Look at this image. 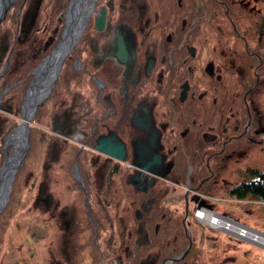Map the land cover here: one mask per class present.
I'll return each instance as SVG.
<instances>
[{
    "label": "flooded vegetation",
    "instance_id": "af4514ba",
    "mask_svg": "<svg viewBox=\"0 0 264 264\" xmlns=\"http://www.w3.org/2000/svg\"><path fill=\"white\" fill-rule=\"evenodd\" d=\"M78 9L83 28L27 122V148L26 91L22 120L8 134L20 124L25 154L16 174L24 176L22 188L45 224L37 235L43 264H54L50 249L74 234L63 233L69 222H89L94 238L96 222H104L100 239L118 238L113 264H122L130 242L137 250L155 235L156 225L147 230L146 222H157L164 211L175 216L181 203L185 210L201 208L204 197L214 200L203 183L226 179L221 163L247 155L249 141H264L255 75L261 69L264 77V25L249 44L251 31L238 32L232 18L245 12L264 20V0H81ZM242 45L248 58L240 55ZM252 58L257 64L249 83ZM103 141L111 143L106 151L96 148ZM203 164L210 174L195 183ZM185 226L190 250L196 236Z\"/></svg>",
    "mask_w": 264,
    "mask_h": 264
},
{
    "label": "rangeland",
    "instance_id": "374dc122",
    "mask_svg": "<svg viewBox=\"0 0 264 264\" xmlns=\"http://www.w3.org/2000/svg\"><path fill=\"white\" fill-rule=\"evenodd\" d=\"M49 10L50 7L48 8L46 6V11ZM2 21L3 19L0 21V23ZM33 22L34 24H32V28L24 33V35H28L29 33H32L29 45L28 46L24 45L23 47H21L22 48L21 51L18 52L19 56L17 57L16 60H14V62L20 61L22 59H26L32 55L33 56L36 55L39 46L42 44L45 45V48H49L54 42H56L59 29L61 28L62 30L64 19L61 18L59 24L55 25L54 27H50L48 29L49 32L44 35L41 34L43 32V29L40 27L39 23L36 24V20ZM11 30L12 29L10 27V24H6L2 26V29L0 31V38H1L0 67L2 63L5 64L3 59H4V54L7 52L9 48ZM262 38L264 41V36ZM262 47H261L262 49L261 53L264 55V47L263 48ZM10 58H11V53L10 56L8 55L9 66H10ZM2 67H4V65ZM18 68H19L18 66H14L13 69H18ZM7 70L5 71V73L7 72ZM5 73L3 75H0V78L4 76ZM255 75L256 77H258V82H257L259 83L258 92L262 94L259 97H258L259 93L256 94V98L258 97L257 103L262 108H264V77L261 73V69L258 70L257 74ZM29 76L32 79V76L31 75ZM23 80H20L18 82L21 83ZM10 81L11 78L6 80L7 83ZM18 82L12 84L11 86H8V84L4 85V80L0 81V93H1L0 140L4 138L6 141V142L4 141V143L0 141V147H1L0 155L2 153L3 156V158L2 156H0V170L2 168V164L5 161V159L11 158L15 153L19 152L20 147L23 143V141L18 142L19 138L22 139V136L20 135V124L18 128L12 130L10 135L7 134L5 137H2L3 132L6 130L10 122L13 121L15 122V124H17L22 120L21 118L22 98L19 95H17V93L8 94L9 92L8 90H10L12 86L18 85ZM27 88L25 89V91H27ZM262 116H264V114ZM14 133L17 134L15 137L16 140L11 141L10 139L12 138L11 135ZM249 142L250 145L253 146L249 150L247 155L241 154L238 156L237 160H233L234 158H231L230 161L226 160L221 163L222 166L221 175L226 178L227 183L223 181L218 182L217 184L218 190L216 191V194H214L215 199L212 200L204 197L203 206L201 208L195 207L196 209L194 210L191 208L193 210L192 213L191 210L188 211L189 215L187 213L188 218L191 222H189L187 218H185V221L187 220V222H189V225L187 226L189 232L194 236H196V240L193 238L194 240L193 242L196 243L200 251L199 252L200 254L198 253V257L199 255L201 256L199 257L198 260L200 264H264V247L255 245L253 241L249 242L247 240H243L242 238L240 239L233 235L223 232V228H222L223 226L221 225H218V227H211L204 224L199 219L200 217L199 214L201 213L207 212L208 214L212 213L211 215H213V212H216L229 219L236 220V222L251 229L250 231L254 230L253 233L255 235H253L252 237L253 240L255 241L256 239L257 241V239H259L260 241L261 239L260 242L264 244V236H263L264 208L261 206V203L258 200L251 198L236 200L226 196L225 193H221V190H224L223 187L231 185V183L234 182L237 183L238 181H240L236 177V174L234 173L236 170L246 169L250 167L257 168L259 170H264V141L261 143L253 142V141H249ZM244 151H245L244 149H239L236 147V150L234 152L244 153ZM19 168L17 169V171L19 170ZM16 175L17 174L15 173L11 183V188L7 193L6 199H5V194L3 195L2 201L0 199V204H1L0 205V264H43V253L41 252L43 244H41V242L38 241L37 235L39 234L38 231L40 230L39 227H43L45 224H41L38 222L39 218L37 216V212L34 210V208L32 209L31 207L32 194H29L28 196L25 188H22L24 176L23 179L20 178V180H17L16 178L14 182ZM18 175L21 176V174ZM222 179L224 180V178ZM14 183L17 184L16 188L14 187ZM220 187L221 189H219ZM182 205L183 203H181L180 207L177 209L176 214L182 210ZM188 208L189 207L187 206V209ZM184 214H185V210L183 215ZM191 214H193L192 217L194 216L193 219L191 217ZM216 221H218V219ZM60 223L62 224V222ZM63 227L65 228L66 226ZM74 227L76 228V222H69L67 225V231L64 230L63 233L65 234L69 233L70 235L72 231L74 232V230H76L74 229ZM64 228H62V230ZM239 228H240L239 226L236 227L234 226L230 228V230H232L233 232L241 233L244 237L246 236L248 239L251 238L249 235L248 236L244 235L247 229L244 228L239 229ZM259 235L262 237H260ZM78 236L82 237L83 239L85 238L84 234L74 233L70 235L69 242L61 240L57 243V246L55 245L54 247H52V249H50V250H54L55 253L53 255L55 256V258H57L56 261L58 260V262L56 263L55 261L54 264H76L77 258H80L81 256L84 257V260L81 264H102V262L98 263L99 261L98 259L95 261L88 259L86 251H82L80 254L77 253V251L76 252L73 251L72 246L74 242L73 239H71V237L78 238ZM201 236H203L202 238L203 242L200 244L198 237ZM97 238L93 237L91 242L92 248L94 250L96 249L97 251H98L97 248H99L100 250L104 248V250L103 249L102 250L104 251L103 255L107 257L106 261H108L109 263L111 262L113 264L114 258H116L114 253L118 248V246L120 245L118 238L117 241L113 243H110L109 240H106V242L104 241L102 242V240L99 239V237ZM114 238L116 239V236H114ZM176 255H178V253ZM185 256L181 258L179 261H182L185 258ZM179 261H175V262H179ZM119 263L120 262H118L117 264Z\"/></svg>",
    "mask_w": 264,
    "mask_h": 264
},
{
    "label": "trees",
    "instance_id": "16d2710c",
    "mask_svg": "<svg viewBox=\"0 0 264 264\" xmlns=\"http://www.w3.org/2000/svg\"><path fill=\"white\" fill-rule=\"evenodd\" d=\"M68 1L69 0H17L16 3L12 4L8 8L3 21L0 23V31L2 29V26L6 24H10V27L12 29L11 37L9 41L10 43L7 52L4 54L3 60L5 62V60L8 58L9 53H11V58H10V66L7 72L5 73V75L0 78V81L4 80V85L8 84V86H11L12 84L17 83L18 81L26 78L21 83L18 82V85L12 86L10 90H8L9 91L8 94L17 93V95H19L20 97L23 96V93L31 80L29 73L35 66H37L40 63V61L44 57H46L49 54L51 48L59 40L61 28L59 29L56 42H54L49 48H45V45L42 44L39 46L36 55L34 56L32 55L26 59H22L20 61L14 62V60H16L17 57L19 56L18 52L21 51L22 49L21 47H23L24 45L25 46L29 45L32 33H29L28 35H24V33L32 28V24H34L33 21L36 20V24L39 23L40 27L43 29V32L41 34L42 35L47 34L49 32L48 29L50 27H54L55 25L59 24V22L61 21L63 13L65 12L66 6L68 4ZM46 6L48 8L50 7L49 11H46ZM237 11L238 10H236V12ZM220 15L227 23V25H229L230 27L229 35L234 36L236 38L235 33L232 30L231 24L228 22V20L224 15L222 6H221ZM232 18L238 32L244 30L251 31L252 36L245 34L249 44L251 43L252 37H254V35L258 32V30H260L264 25V20L261 15L259 16V14H254V13L247 14L245 12H242L241 15L239 16L236 15ZM238 41L242 43V40H238ZM0 42H1V38H0ZM244 49L245 48L242 45V50L240 55L241 57L248 58L247 52ZM0 50H1V44H0ZM251 63L252 64L249 73L250 76L249 83L252 82L255 78V75L253 74V69L255 67V64H257V61L254 58H252ZM3 65L4 63H2L0 67V71L3 68L2 67ZM14 66H18L19 68L13 69ZM236 74H238V72H236ZM9 78H11V81L7 83L6 80H8ZM245 89L246 87H244L236 95L237 100L239 101L241 100L242 94L244 93ZM16 125L17 124H15V122L13 121L10 122L6 130L3 132L2 137H5L10 131V129ZM0 141L4 142V138L1 139ZM0 156H2V153ZM234 173L236 174V177L240 181H238L237 183L236 182L231 183V185L223 187L224 190H221V193H225L226 196L236 200H243L246 198L256 199L261 203V206L264 208V170H259L257 168L250 167L246 169H238ZM18 174L20 173L19 172L17 173L14 182L16 178L17 180H20L21 176ZM209 174L210 172L208 167L205 164H203L200 175L197 178H195L194 176L193 181L195 183H198L201 178H204ZM215 180H220L218 175L213 176L208 181L204 182L202 185V190L208 192L209 193L208 196L215 197L214 193H212L215 190V185H214ZM223 182L227 183V180L224 179ZM16 186L17 184L14 183L15 188ZM219 189H221V187ZM191 208L193 210L196 209L195 207L190 206L189 211L191 210V213L193 211ZM164 212L162 213V216L157 220V222H146L147 230H149L151 225L152 227L156 225L155 235H152V238L150 237L149 243L141 247L140 249L136 250L135 246L132 244V242H130L129 245H130L131 255L124 256L122 264H160L163 259L171 258L185 249L187 245V236L186 233L184 232L183 224H182V217L184 213L183 207L179 213L175 214V216L170 217L164 215ZM192 215L193 214H191V217ZM193 218L194 216L192 217V219ZM187 219L189 220L188 217ZM185 222H187V220ZM189 222L191 221L189 220ZM189 222H187V226L189 225ZM77 223L78 225L75 230L76 232L74 233L84 234L85 238L83 239L80 236H78L79 239L74 238L75 235L74 237H71V239H73L74 242L72 246L73 251L74 252L77 251V253L79 254L82 251H86L87 258L92 261H95L97 259L100 260L101 255L105 257V255H103L104 248H102L103 250L102 249L100 251L98 250L99 252L96 249L94 250L92 248L91 242L94 235H93V230L89 225V222H77ZM96 223L98 225L97 234L100 239L101 235L104 234L105 232L104 231L105 226H103L104 222H96ZM149 223L150 226H148ZM202 242L203 240L199 241L200 244ZM199 252L200 251L196 243H193L185 258L181 262H174L172 264H200V262L198 261L199 257H201L200 255L198 257ZM83 260H84L83 256L77 258L76 264H81ZM101 262L102 264L104 262L102 258H101Z\"/></svg>",
    "mask_w": 264,
    "mask_h": 264
},
{
    "label": "water",
    "instance_id": "95a60500",
    "mask_svg": "<svg viewBox=\"0 0 264 264\" xmlns=\"http://www.w3.org/2000/svg\"><path fill=\"white\" fill-rule=\"evenodd\" d=\"M16 1L17 0H0V21L4 19L8 8L12 4H14ZM80 1L81 0H70L69 1L66 7V10H65V14H64L65 20H64L61 39L58 41L56 46L50 51V53L45 58H43L42 61L29 73V75L32 76V80L25 93L24 104L27 102V105L23 107L22 114L25 120L21 124L22 129L24 130V133L26 134L24 149H26L28 146L27 122L33 117L35 108L37 104L40 102V100L48 95V92L52 88L53 82L55 81L59 73V70H60V67H61V64H62V61L65 55L71 49L72 45L75 43L76 39L78 38V35L81 29L83 28L84 22L81 23L83 20H81L82 19L81 12L78 9V4ZM9 56H10V53H9ZM8 67H9V59L7 58L0 75H3L5 71L8 69ZM0 96H1V93H0ZM105 146H111V143L108 141H103L101 142L100 146L98 145L96 148L98 150L106 151ZM24 154L25 152H18L13 157L5 159V161L2 164V168L0 170V190L2 187L6 189L4 191L5 199H6L7 193L9 192L11 188V183L14 178V174L16 173L17 169L21 166V162H22ZM142 168L148 170L150 169V166L148 167L142 166ZM187 212H188V209H187V206H185V214L182 219L185 231H187V228L185 226V218L187 216ZM213 215L223 225L225 223L224 226L221 225L223 226L222 227L223 232L233 235L237 238H240V239L242 238L243 240L249 241V239L247 237H244L241 233L233 232L232 230H230L229 226L231 225V228L234 226L235 227L239 226L240 227L239 229H243V228L247 230H251V229L247 228L246 226L238 222H234L227 218H224L222 215H216L214 213ZM204 224L210 226L207 223H204ZM189 247H190V238H188L187 247L180 255L173 257L171 259H165L162 264H170L173 261H179L181 258H183L186 255ZM118 262L119 260L117 259L116 264Z\"/></svg>",
    "mask_w": 264,
    "mask_h": 264
},
{
    "label": "bare ground",
    "instance_id": "6f19581e",
    "mask_svg": "<svg viewBox=\"0 0 264 264\" xmlns=\"http://www.w3.org/2000/svg\"><path fill=\"white\" fill-rule=\"evenodd\" d=\"M86 6V5H85ZM82 16V19L81 20H83L84 19V16L83 15H81ZM16 133H14V134H12V138H10L11 139V141H14L15 140V137H16ZM18 141H20V140H18ZM6 189L5 188H1V190H0V199H1V201H2V198H3V195H4V191H5ZM199 219L202 221V222H204V223H207V224H209L211 227H218V225H223L219 220L218 221H216L217 219H215V217L213 216V215H211V214H208L207 212H204V213H201V214H199ZM213 221H216V222H213ZM224 225H225V223H224ZM223 225V226H224ZM231 226V225H230ZM229 228H231V227H229ZM244 235H249L251 238H249V241H253V243H255V245H259V246H261V247H264V244L263 243H261L260 241H261V239H260V241H259V239H257V241H256V239H255V241L253 240V235H255L254 233H253V231H250V230H247L245 233H244ZM260 236V235H259ZM246 237V236H245ZM260 237H262V236H260Z\"/></svg>",
    "mask_w": 264,
    "mask_h": 264
}]
</instances>
